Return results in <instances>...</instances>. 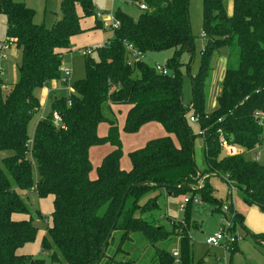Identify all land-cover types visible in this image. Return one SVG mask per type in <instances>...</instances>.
Masks as SVG:
<instances>
[{"label": "trees", "instance_id": "obj_1", "mask_svg": "<svg viewBox=\"0 0 264 264\" xmlns=\"http://www.w3.org/2000/svg\"><path fill=\"white\" fill-rule=\"evenodd\" d=\"M131 1L146 8L140 7L137 20L124 11L116 12L119 26L113 27V36L84 54V77L71 84L73 92L68 97L53 99L52 112L38 120L30 138L29 123L41 106L36 87L68 82L62 69L63 55L70 50L71 37L83 31L75 6H82L84 16L95 8L93 0H62L63 19L47 29L35 22V10L24 2L0 0V12L7 17V39L14 38L22 52L18 79L7 92L0 66V152H9L0 155V264H48L40 255L18 253L36 239L39 227L35 216L43 219L39 210L32 215L20 194L30 188L39 198H54L51 225L41 241V250L51 252L50 264H141L131 257L116 259L122 243L112 255L107 248L115 230L122 232V240L131 239L130 233L135 231L144 233L154 245L171 239L164 224L157 225L144 216L158 208L159 194L140 204L151 191L190 192L191 196L186 197L183 220H170L182 229L178 256L159 247L150 264H173L177 258L180 264H204L203 259L194 263L192 239L182 223L191 218L193 193L221 208V199L212 194V176L221 177L230 189L237 188L247 203L264 211V160L226 156L219 143V130L250 150L262 145L264 139V127L258 122V113H264V0H233L231 14L225 9V0H203L204 46L199 71L192 77L191 107L183 103L180 69L195 37L189 0ZM96 25L102 22L97 20ZM127 45L143 55L173 50L165 63L170 73L157 72L144 59L130 62ZM223 47L228 50L227 67L217 107L207 112L206 79ZM1 54L0 46V60ZM123 107L124 131L136 132L146 123L158 122L167 132L130 152L129 169L120 166L123 150L116 112ZM190 109L193 115L188 117ZM54 112L60 115L58 123L53 121ZM191 116L197 117L204 137L203 171L195 163L197 134ZM101 122L108 126L105 136L98 134ZM106 143L112 151L103 157L97 176L92 178L90 148ZM15 214L27 217L16 219ZM232 219L242 220L241 214L233 211ZM254 238L264 244V233L254 234Z\"/></svg>", "mask_w": 264, "mask_h": 264}, {"label": "rangeland", "instance_id": "obj_2", "mask_svg": "<svg viewBox=\"0 0 264 264\" xmlns=\"http://www.w3.org/2000/svg\"><path fill=\"white\" fill-rule=\"evenodd\" d=\"M17 2H24L35 10L34 20L38 24H43L47 29H52L55 23L63 19L61 10L62 0H14ZM95 12L91 15L84 16L83 8L78 3L76 4V12L80 19V27L83 30L71 37L70 50L65 51L63 55V68L70 69L68 75V82L65 85L61 81H52L48 85L38 86L35 89V94L38 96L41 106L38 113L31 119L28 126L29 135L33 136L37 121L41 118L49 116L52 112V101L55 97H68L73 89L71 84L84 77L85 75V58L86 49H95L98 46L105 44L113 36V27L117 19L115 14L118 10L124 11L130 15L134 20H137L141 9L137 2L131 0H93ZM224 6L228 14L232 13L233 0H225ZM101 21L102 25H96V21ZM189 20L191 31L195 35L192 41L190 52L184 54L182 60L185 64L181 66L182 80H183V103L192 106V77H194L201 64V50L204 46V38L202 36L203 27V0H189ZM0 41L8 42L7 39V17L0 12ZM10 44L5 54L0 60L2 65V76L6 82L4 91L7 92L10 86L18 79V65L21 62V49L12 53L13 45ZM11 49V50H10ZM173 55V50L148 52L143 59L151 66L154 64L164 65L166 61ZM228 50L226 47L220 49L212 62V68L206 79V101L205 110L212 112L217 107V97L220 94L224 73L227 67ZM186 63H189L188 65ZM62 68V69H63ZM120 136L122 142L123 155L121 157L120 166L124 169L130 168L131 161L129 153L143 148L150 140L167 135L165 128L158 122H149L140 127L136 132H126L123 128L125 121L126 108H121L116 112ZM193 115V110L190 109L188 117ZM190 124L197 134L195 139V163L200 171L205 168L204 157V137L198 122L190 121ZM108 130L107 123L101 122L98 126V134L100 136L106 135ZM175 142L177 138L173 136ZM105 147H112L110 144L95 145L91 152L92 171L97 175V166L101 163L103 157L107 154ZM261 149V148H260ZM260 161L264 160V150ZM108 152V153H109ZM9 152H0V155H6ZM90 153V152H89ZM222 155V154H221ZM251 158L252 153L248 152L244 155ZM1 157V156H0ZM95 162V164L93 162ZM91 175V173H90ZM96 177V176H95ZM94 177V178H95ZM93 178V177H92ZM215 190L212 194L221 199V208L211 202L200 200L198 193L194 194V202L191 209V218L183 222V228L187 236L192 239V255L194 263L199 259H203L204 264H264V244L254 238L255 235L264 233V211L258 206L247 203L239 190L235 187L230 189L226 181L219 176H212L210 178ZM158 190L151 191L144 195L140 204L149 197L158 195V208L147 212V219L158 224H164L170 230L171 239L161 240L155 245L150 243L148 238L141 231L130 233L131 239L125 238L122 240V232L115 230L113 238L107 248V253L112 255L119 244L122 246L117 254L116 259H123L131 257L140 261L141 264H150L156 255V248H166L172 252L174 249L180 251L181 228L171 225L170 220L178 222L183 220L184 199L190 197L191 193L187 194H169ZM21 196L30 205L32 215H36L39 210L43 215L40 221L35 216L34 222L39 227L36 239L25 244L26 250L36 249V255L45 258L48 264L51 263V252L49 250H41V239L38 236L43 235L49 223L51 222V214L54 210L53 200L51 196L39 198L36 191L33 189H26L20 191ZM227 205L228 209L224 210L223 206ZM233 211L241 214L242 220H235L233 218ZM139 214V212H137ZM16 215V214H15ZM18 214L16 215V217ZM27 217V216H23ZM146 219V220H147ZM223 231L226 233V240H222L217 245L207 244L206 239L217 232ZM176 234V235H174ZM38 239V240H37ZM23 246V247H24ZM24 250V249H23ZM34 252V253H35ZM27 253V252H26ZM31 253V252H29ZM35 255V254H34ZM162 258L158 261L161 262ZM173 264H180L178 258Z\"/></svg>", "mask_w": 264, "mask_h": 264}, {"label": "built area", "instance_id": "obj_3", "mask_svg": "<svg viewBox=\"0 0 264 264\" xmlns=\"http://www.w3.org/2000/svg\"><path fill=\"white\" fill-rule=\"evenodd\" d=\"M140 7L142 9L146 8L144 4H141ZM118 26H119V21L116 22L114 27H118ZM14 42H15L14 38L9 39L7 43L6 42H1V44H0L1 49H2L1 58L5 54L6 48L10 44H12ZM127 51H128L127 57L129 58L130 62H132V63L133 62L135 63V62L143 59V57H144L142 52L136 51V49H134L131 45H127ZM90 52H91V49H86L85 53L89 54ZM153 66H154L155 70L157 72L161 73V74H169L170 73L168 67L165 64L164 65L154 64ZM63 73H64V76L70 75V69L64 67L63 68ZM60 120H61L60 115L57 112H54L53 113V121L55 123H58ZM190 121L197 122L198 119H197L196 116H191L190 117ZM258 122L264 127V113L263 112H259L258 113ZM263 138H264V134H263ZM219 143H220V146L222 147V150H223V152H224V154L226 156L245 155L248 152H251L252 153L251 159L254 160V161H260L261 156H262V151L261 150H264V139H263L262 145H260L257 148H254V149L250 150V149H247V148H245L243 146H240V145L230 141L221 130H219ZM186 201H187V198L184 199V204H185ZM223 209L227 210L228 206L224 205ZM222 240H226V233H224L223 231H220V232H217L214 235L208 237L206 239V242H207V244H210V245H217ZM172 254L175 257H177L178 256V250L174 249L172 251Z\"/></svg>", "mask_w": 264, "mask_h": 264}, {"label": "crops", "instance_id": "obj_4", "mask_svg": "<svg viewBox=\"0 0 264 264\" xmlns=\"http://www.w3.org/2000/svg\"><path fill=\"white\" fill-rule=\"evenodd\" d=\"M13 50H12V53H16L17 52V50L19 49L18 48V46L15 44V45H13V48H12ZM11 50V49H10ZM69 51H71V50H69ZM0 66H1V69H2V65L0 64ZM38 122V121H37ZM123 125H124V123H123ZM30 136V138H32V136L31 135H29ZM102 136H105V135H102ZM94 147V146H93ZM93 147H91L90 148V153H89V156L91 157V152H92V148ZM105 149L107 150V152L106 153H108L109 152V150H110V147H105ZM224 153V152H223ZM93 162V161H92ZM94 164H95V162H93ZM94 166V165H93ZM124 169H126V166H124ZM34 176H36V173L34 172ZM95 176H97L93 171L91 172V177H95ZM52 197V196H51ZM53 198V197H52ZM17 215V214H16ZM16 215H14V217L16 218V219H22V218H25V217H23L24 215H22V214H18V216L16 217ZM51 225V222L49 223V226ZM45 233H46V231H44L43 232V235H41V236H38V239H41V241H42V238H43V236L45 235ZM37 239V240H38ZM40 246H41V244H40ZM24 249V250H23ZM37 249V248H36ZM36 249H34V250H26L25 249V246L24 247H21L19 250H18V253L19 254H32V255H36ZM38 250V249H37ZM36 251V252H35ZM27 252V253H26ZM29 252H31V253H29ZM35 252V253H34Z\"/></svg>", "mask_w": 264, "mask_h": 264}, {"label": "water", "instance_id": "obj_5", "mask_svg": "<svg viewBox=\"0 0 264 264\" xmlns=\"http://www.w3.org/2000/svg\"><path fill=\"white\" fill-rule=\"evenodd\" d=\"M126 197H127V195L124 196V198H123V200H122V203H121L120 207H119L118 210H117V213H116V216H115V218H114L113 224H112V226H111V228H110V231H109V233H108V235H107V237H106V240H105V242H104V244H103L101 257H103L104 254H105L107 243H108V241H109V239H110V237H111V234L113 233V231H114V229H115L116 223H117V221H118V217H119V215H120V213H121V211H122V209H123V205H124V202H125V200H126ZM95 264H98V262H96Z\"/></svg>", "mask_w": 264, "mask_h": 264}]
</instances>
